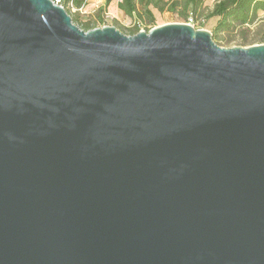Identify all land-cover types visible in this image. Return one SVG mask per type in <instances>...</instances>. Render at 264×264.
I'll list each match as a JSON object with an SVG mask.
<instances>
[{"label":"water","instance_id":"95a60500","mask_svg":"<svg viewBox=\"0 0 264 264\" xmlns=\"http://www.w3.org/2000/svg\"><path fill=\"white\" fill-rule=\"evenodd\" d=\"M0 264H264V44L0 0Z\"/></svg>","mask_w":264,"mask_h":264},{"label":"trees","instance_id":"16d2710c","mask_svg":"<svg viewBox=\"0 0 264 264\" xmlns=\"http://www.w3.org/2000/svg\"><path fill=\"white\" fill-rule=\"evenodd\" d=\"M112 1L104 0L103 6L97 9L95 16H89V20L86 22L78 14L71 15L72 23L85 32L102 25L105 9ZM206 1L117 0L116 9L125 17L132 19L133 22L139 21L141 24L146 23L152 26H154L152 9L160 14L163 12L175 14L187 24L198 23V28L204 27L208 20L215 19L216 24L210 32L219 47L223 41L231 42L234 33L241 36L240 41L244 46L253 45V43L264 44V0H214L211 8L205 10L204 3ZM75 4L80 6L82 0H76ZM251 28H253L254 35L249 38L248 34ZM149 30L146 29L145 32ZM121 32L133 36L137 33V29H123Z\"/></svg>","mask_w":264,"mask_h":264},{"label":"rangeland","instance_id":"374dc122","mask_svg":"<svg viewBox=\"0 0 264 264\" xmlns=\"http://www.w3.org/2000/svg\"><path fill=\"white\" fill-rule=\"evenodd\" d=\"M214 0H207L204 3L205 10L208 8H211V5L213 4ZM104 3V0H88V2L85 4L83 8V12H77L74 14H78L79 17L83 21H88L89 16H95L97 9L99 7H102ZM116 3L117 0H113L112 3L105 9L106 11L104 12L103 15V24L97 27H103L104 25H110L116 27L118 30H123V29H129L132 30L133 28V20L125 17L119 10L116 9ZM153 15H154V26L143 23V30L145 31L146 29H151L156 26H161L163 24H169V23H184L182 20L179 18V16L175 14H171L169 12H163L162 14L158 13L155 9H152ZM93 19V18H92ZM94 20V19H93ZM215 19H210L208 20L207 24L202 27L198 28V23H191V26H194L197 29H203L206 31H210L211 28L216 24ZM249 38H252L254 35L253 28L250 29ZM232 36L233 40L229 43H226L225 41L220 43V47L223 48H233V47H248V46H253L255 44H260V43H253V45H243L241 44L240 38L241 36L237 33H234Z\"/></svg>","mask_w":264,"mask_h":264},{"label":"built area","instance_id":"2783aa9c","mask_svg":"<svg viewBox=\"0 0 264 264\" xmlns=\"http://www.w3.org/2000/svg\"><path fill=\"white\" fill-rule=\"evenodd\" d=\"M50 1H52L54 5L61 6L62 8H64V10L68 12V14L70 13L69 14L70 16L74 15V13L77 12H83L82 10L85 4L88 2V0H82V4L80 6H76L75 4L76 0H50ZM132 24H133V28L137 29V32L144 31L143 24H141V22L134 21Z\"/></svg>","mask_w":264,"mask_h":264}]
</instances>
